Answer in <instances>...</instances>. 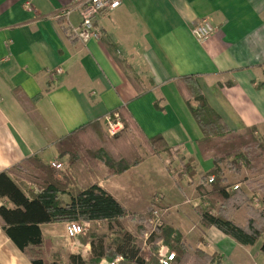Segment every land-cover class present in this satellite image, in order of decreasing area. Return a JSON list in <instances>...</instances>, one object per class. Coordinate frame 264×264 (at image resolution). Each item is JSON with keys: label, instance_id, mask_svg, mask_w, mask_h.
<instances>
[{"label": "crops", "instance_id": "0c3cea01", "mask_svg": "<svg viewBox=\"0 0 264 264\" xmlns=\"http://www.w3.org/2000/svg\"><path fill=\"white\" fill-rule=\"evenodd\" d=\"M121 1L117 9L97 17L101 37L84 40L75 32L80 14L67 13L70 0H0V172L35 155L49 165L60 161L57 142L63 136L125 106L143 136L163 135L179 152L180 163L193 157L200 177L212 159H203L199 151L201 130L176 84L184 75L196 76L207 101L231 129L264 128V0ZM203 19L216 30L200 42L191 29ZM118 57L139 77V85L129 79ZM57 68L62 72L56 73ZM169 158L166 152L149 154L112 176L104 166L106 176L92 183L133 213L145 212L159 198L168 221L190 248L219 255L220 264H264L263 238L242 245L215 226H203L197 210L184 206L199 183L177 178ZM153 176L166 182L168 195L158 193ZM66 223L42 224L44 238L51 239L53 252L61 253L64 263L71 254L86 258L90 243L80 235L69 240ZM67 240L68 250L61 248ZM147 248H152L150 241ZM0 264H32L1 221Z\"/></svg>", "mask_w": 264, "mask_h": 264}, {"label": "trees", "instance_id": "16d2710c", "mask_svg": "<svg viewBox=\"0 0 264 264\" xmlns=\"http://www.w3.org/2000/svg\"><path fill=\"white\" fill-rule=\"evenodd\" d=\"M105 41L114 50L115 45L109 40ZM117 60L129 79L135 85H139V77L128 68L126 61L119 57ZM176 84L181 94L185 96L187 106L201 130L202 136L197 142L199 151L203 158L212 159L214 164L210 172L200 175L202 181L207 176H214L212 189L209 192H202L203 186L197 187L204 201L209 203L207 208L196 209L202 225L215 226L242 245H254L263 238L261 250L264 252V229L252 218H249L246 224H239L230 216L227 203L236 201L237 192L222 184L227 181L225 169L237 173L243 168L256 173L264 170V141L258 136V128L251 126L239 130L231 129L207 101L196 76L184 75L176 80ZM193 98L196 104L193 103ZM116 112L119 113L124 128L115 136H108L105 134L106 117L110 115L113 118ZM108 115L63 136L57 142L59 156L70 155L72 163L79 159L80 152L86 148L82 145L81 137L92 128L100 139V147L95 150L86 148L84 151L91 159L104 163L108 175H120L139 165L144 156L138 152L119 156L108 150V143L119 140L124 133L126 119L133 126L127 117L126 107H121ZM143 137L146 138L150 153L153 155L173 151L161 134ZM26 161L32 162L39 169L40 174L36 179L39 180L41 189L36 193H26L13 177L15 169ZM24 162L15 168L0 172V200L4 201L0 205V221L5 234L23 251L32 264H61L58 262L60 255L52 250L51 239L44 238L41 225L71 221H102L103 224L107 223L109 232L99 234L92 231L80 236L83 243H90L91 253L86 258L80 254H71L64 264H100L104 259L109 263L118 259L117 264H160L156 245L158 241H163L175 253L172 264L221 263L219 255H208L200 249H191L184 235L164 217L162 224L150 235L152 253L147 256L123 221L132 219L146 224V215L152 214L158 208L151 204L145 212L133 213L98 183H90L75 192H67L64 188L66 183L55 178V170L38 156H32ZM183 169L191 183L194 182L198 171L193 157L184 160ZM239 195L240 199L244 193ZM110 238L112 239L109 240Z\"/></svg>", "mask_w": 264, "mask_h": 264}, {"label": "rangeland", "instance_id": "374dc122", "mask_svg": "<svg viewBox=\"0 0 264 264\" xmlns=\"http://www.w3.org/2000/svg\"><path fill=\"white\" fill-rule=\"evenodd\" d=\"M192 100L193 103L196 104L194 98ZM125 123L126 129L124 133L120 136L119 140L109 142V149H107L110 150L111 153H114L115 155L119 156L128 155L134 152H138L142 156L151 154L146 138H144L141 133L134 126H132L129 121H127V119L125 120ZM106 133L107 132H105V134ZM258 133V136L264 141V128L258 130ZM81 142L82 145L85 146L87 149L95 150L100 147V139L97 138L96 133L92 128L88 129L87 132L83 134V137H81ZM79 145L81 148H83L81 144ZM84 149H82L83 151L80 152V158L76 159L74 163L71 162L70 155H62L60 162L63 163V169H56L50 165L55 170V178H57L60 182L66 183L64 188L67 192H75L78 188L85 187L86 185L92 183V181L106 176V170H103V167H106V165L100 161L88 157ZM166 153H168L170 157L168 165L171 171L177 176V178L187 180L188 178L183 171L184 161L180 163L179 152L173 150L171 152ZM174 161H176L175 165L173 164ZM213 166L214 164L211 160L208 166L204 169V173L207 174L208 172H210ZM225 170L227 181L223 182L222 184L225 186L228 185L230 190L235 191V193L237 192L236 201H229L227 203L228 213L239 224H246L248 219L252 218L259 227L264 229V170H260L261 172L257 173L249 172L245 168H243L240 173H237L234 170ZM15 173L17 175L16 181L22 188L26 190H29L30 188L41 189L39 185V180L36 179L37 175L40 174L39 169H37L36 165L32 162H24L20 167L15 169ZM208 177L209 176H207V178ZM207 178L202 181L199 176H196V179L194 180V182L198 180L197 183L199 184L197 186H203V188L201 189L202 192H209L212 189V183H209L207 181ZM152 181L153 185H157V187H160L161 192L158 193H161L162 195L164 193H167V195L169 194L165 181H156L154 176L152 178ZM236 184L239 185L238 189L234 188ZM242 192L244 193V195H242L239 199V194H241ZM155 193L156 192H154L153 196L155 195ZM195 194L196 195L188 196L189 198L187 199V204H185L184 206L192 207L194 209L207 208L209 206V203L204 201L203 196L200 195L198 189ZM150 197V194L147 193V202H149ZM196 199L201 200V203L198 206L193 203L194 201H196ZM167 200H169V198ZM190 200H192L193 202ZM172 205H174L175 207L179 206V204ZM152 206L158 208L157 211L161 214V218L164 217L165 220L168 221L166 217L167 213L164 212V206L161 205L159 198L153 200ZM150 215L151 214L146 215V218L148 219ZM123 222L125 224V227L134 234L136 242L143 247V251L146 253V255H150L152 253V248L148 250L146 240V233L149 231L144 232V230L150 229L149 225L141 224L136 220L132 219H125ZM92 231L99 234H106L109 232L107 223H92L88 232H86L85 234H81L80 236H85ZM111 239L112 238H110L109 240ZM63 244L64 245L61 246V248H64L65 244L70 246L71 241H64ZM69 246H66L64 249H69ZM58 254L60 255V260H58V262L64 264V260L62 259L61 253L58 252ZM100 264H106V262L102 261Z\"/></svg>", "mask_w": 264, "mask_h": 264}, {"label": "built area", "instance_id": "2783aa9c", "mask_svg": "<svg viewBox=\"0 0 264 264\" xmlns=\"http://www.w3.org/2000/svg\"><path fill=\"white\" fill-rule=\"evenodd\" d=\"M70 1H71V7L69 8L67 13L76 11L80 14L82 21L79 28L75 30V32L84 40L88 38L99 39L101 37V33H100V29L96 24L97 17L102 13L110 12L117 9L122 3L121 0H70ZM25 7L29 11H33L34 9L30 3H26ZM215 30L216 28L213 26V24L210 21L203 19L192 27L191 32L198 41L204 42L208 40L215 33ZM61 72H62L61 68L56 69V73H61ZM106 119H107L106 131L109 136H115L120 130L124 128V124L120 119L119 113L116 112L113 118H111L110 115H108ZM51 166H53L56 169H63V163L58 160L53 161L51 163ZM213 180H214V176H209L207 178V181L209 183H212ZM238 187L239 185L234 186V188H238ZM200 203L201 200L199 199L194 201V204H196V206H198ZM94 222L97 224L101 223V221H94ZM92 223L93 221L67 222L65 230L68 239L72 240L78 235L85 234L86 232H88ZM146 224H148L150 227V229H148L149 232L146 233V240L148 246V239L150 237V234L154 232V230L162 224L161 214L157 210H154L147 219ZM158 254H159L160 264H172V261L175 258V253L172 252L169 249V247L162 242L159 243ZM117 261L118 259L115 262H111V263L107 262L106 264H117Z\"/></svg>", "mask_w": 264, "mask_h": 264}]
</instances>
